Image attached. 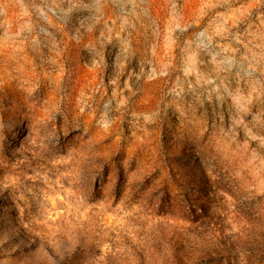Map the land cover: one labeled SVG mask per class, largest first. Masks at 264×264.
Wrapping results in <instances>:
<instances>
[{"label":"rangeland","instance_id":"1","mask_svg":"<svg viewBox=\"0 0 264 264\" xmlns=\"http://www.w3.org/2000/svg\"><path fill=\"white\" fill-rule=\"evenodd\" d=\"M0 264H264V0H0Z\"/></svg>","mask_w":264,"mask_h":264}]
</instances>
